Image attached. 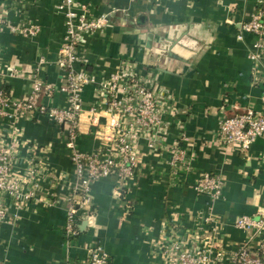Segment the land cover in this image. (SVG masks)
<instances>
[{"label":"crops","instance_id":"obj_1","mask_svg":"<svg viewBox=\"0 0 264 264\" xmlns=\"http://www.w3.org/2000/svg\"><path fill=\"white\" fill-rule=\"evenodd\" d=\"M59 1L0 0L6 24L0 33V89L10 99L6 116H0V143L16 146L14 177L33 194L29 202L10 207L9 220L0 223V264L76 263L96 246L108 254V264H168L163 241L181 234L197 245L192 238L197 230L210 264H227L252 234L237 230L235 221L264 215V139L238 152L218 137L221 121L234 111L264 113V63L255 66L248 57L251 35L237 39L257 0H76L89 5L92 17L108 16L105 28L85 37L82 67L96 83L84 89V110L103 107L98 87L125 63L164 91L170 105L162 113L165 131L156 146L136 144L134 176L124 183L115 176L93 183L90 203L82 206L68 198L75 176L66 129L44 116L14 115L13 108L29 96L37 76L56 86L63 79L56 64L63 34L55 10ZM9 24H33L38 33L24 38ZM43 102L63 107L65 98L57 93ZM107 117L102 112L96 124L81 117L75 142L80 152L102 145L96 132ZM173 144L186 153L179 168L170 162ZM204 173L222 179L220 198L196 193ZM72 205L77 213L69 236Z\"/></svg>","mask_w":264,"mask_h":264},{"label":"built area","instance_id":"obj_2","mask_svg":"<svg viewBox=\"0 0 264 264\" xmlns=\"http://www.w3.org/2000/svg\"><path fill=\"white\" fill-rule=\"evenodd\" d=\"M134 1V0H133ZM158 3L160 0H142ZM55 10L62 16L63 34L58 50L56 64L64 72L62 81L56 86L41 77H36L28 97L13 104L14 115L33 114L44 116L67 131L65 142L68 157L74 169V182L68 192L69 200L77 205L90 203L89 191L93 183L115 176L120 183L128 182L135 174L139 163L136 144L146 141L149 147L156 146V140L164 135L162 113L170 105L166 102V93L152 81L138 76L131 64L121 65L115 72L105 77L98 87L103 107H89L84 110L82 95L89 84H95L96 78L89 74L85 66V37L108 24L104 15L92 17L89 5L76 0H60ZM6 24L0 20V33ZM10 31L19 32L24 38L35 37L38 27L25 24L21 27L7 25ZM243 34L253 37L248 57L253 65L264 63V0H257L255 11L248 21L239 25L238 40ZM42 64V61L40 60ZM79 64L83 69L76 70ZM79 66V67H80ZM65 98L63 107H53L44 103L55 94ZM9 97L0 89V116H6ZM107 113L102 131L96 132L102 145L91 153L80 152L76 148V138L80 133L81 117L96 124L97 117ZM8 118L14 117L12 114ZM219 140L238 152H247L258 140L264 139V113L252 108L234 111L225 117L218 129ZM171 164L179 168L183 165L186 153L173 144L171 146ZM16 146L13 143H0V223L10 218V207H18L20 203L29 202L33 194L25 186H20L13 173V156ZM22 184V183H21ZM23 185V184H22ZM222 179L213 174L204 173L195 184L198 195L211 199L221 197ZM118 196L120 194L116 192ZM77 209L74 205L67 211L66 231L72 235ZM258 220L249 216H241L235 221V228L242 232H251V237L242 241L240 247L228 257L227 264H264V215ZM201 232L193 233L197 245L178 238H167L163 241V255L168 264H210L208 256L199 242ZM183 237V238H182ZM257 238L260 241H257ZM262 238V239H261ZM184 242V243H183ZM217 256H220L218 254ZM108 254L100 246L91 248L87 257L70 264H108Z\"/></svg>","mask_w":264,"mask_h":264},{"label":"rangeland","instance_id":"obj_3","mask_svg":"<svg viewBox=\"0 0 264 264\" xmlns=\"http://www.w3.org/2000/svg\"><path fill=\"white\" fill-rule=\"evenodd\" d=\"M104 16H106V17L108 18V16H107V15H104Z\"/></svg>","mask_w":264,"mask_h":264},{"label":"trees","instance_id":"obj_4","mask_svg":"<svg viewBox=\"0 0 264 264\" xmlns=\"http://www.w3.org/2000/svg\"><path fill=\"white\" fill-rule=\"evenodd\" d=\"M4 92H6V90L3 89Z\"/></svg>","mask_w":264,"mask_h":264}]
</instances>
